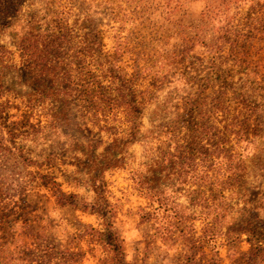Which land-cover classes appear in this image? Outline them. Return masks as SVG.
<instances>
[{
	"label": "rangeland",
	"instance_id": "obj_1",
	"mask_svg": "<svg viewBox=\"0 0 264 264\" xmlns=\"http://www.w3.org/2000/svg\"><path fill=\"white\" fill-rule=\"evenodd\" d=\"M13 1L0 17V264H116L115 243L125 264H264V0ZM32 16L69 30L59 72L25 69L14 33ZM87 82L151 92L139 127L161 123L159 139L125 137L129 97L118 115L110 101L95 114ZM209 115L217 153L244 160L240 182L221 190L218 173L198 183L166 170L162 203L149 204L132 169L170 149V135L183 149Z\"/></svg>",
	"mask_w": 264,
	"mask_h": 264
},
{
	"label": "trees",
	"instance_id": "obj_2",
	"mask_svg": "<svg viewBox=\"0 0 264 264\" xmlns=\"http://www.w3.org/2000/svg\"><path fill=\"white\" fill-rule=\"evenodd\" d=\"M1 1V0H0ZM12 4H16L13 0H8V5H4L3 2L0 4V17H7L9 15V9ZM15 10V8H13ZM18 10V9H17ZM61 17H46L45 21L40 23V19L30 17L24 28L16 31L15 44L16 49L19 52V56L24 61L25 69L27 71H39L45 75L54 74L58 62L64 60V49L65 46L70 42L69 30L64 28ZM56 19V20H55ZM71 34V33H70ZM85 57L92 56L90 49L85 48ZM9 54V50L3 44H0V62L4 61ZM61 71V70H60ZM85 74H90V70L83 69ZM64 72V71H63ZM58 80V81H57ZM57 83L54 84L57 90V97L64 94V73L56 79ZM88 82L83 85L87 93L84 98L90 104L95 105L98 109L94 113L97 114L98 110L102 111L105 109V105L108 101L115 104V108L118 109V105L122 102V99L129 97L128 105L129 108L125 114L130 118L131 124L126 127L125 137L128 139H159L162 134L161 123L154 124L152 127L147 128L143 131L140 130L138 116L141 113V105L151 99V92L143 94L142 97L132 91L131 93L122 94L121 91L115 93H109L104 88L92 89L87 88ZM217 96L214 97V103H216ZM220 100V98H219ZM217 107V106H216ZM191 110V109H190ZM121 112L118 110L114 111L113 114L118 115ZM29 114L25 113L23 118L29 120ZM217 117H211L204 121L201 125H196L188 129L182 139L185 141V145H176L177 135H170V149H162L160 144L157 146V154L155 157H151L146 162H141L140 165L143 167H134L131 171L132 179L134 180V189H136L140 196L150 197L149 204L154 202L161 204L162 191L159 192V183L156 176H160V173L168 171V174H175L179 179L183 175H189V177L196 178L197 182L203 181L205 177H210L215 173L221 175L219 180V188L224 190L234 187L241 180V170L244 166V160L234 154H223L219 155L217 152L221 151L219 145L221 143L218 131V120ZM55 118L52 117L51 121ZM246 124L250 125V119L246 120ZM118 128V127H117ZM122 128V127H120ZM117 155V154H116ZM119 156V155H118ZM117 156V157H118ZM123 162V157L119 156L114 160V163L118 164ZM151 174L153 181L147 180L146 173ZM214 180V179H212ZM210 181L215 183V181ZM153 182V183H151ZM105 184H102L104 186ZM59 194H64L58 189ZM59 196V195H58ZM155 196V197H152ZM57 198V197H56ZM195 200L209 201V196L196 195ZM215 198H211L213 200ZM59 200V197L58 199ZM174 201V199L172 200ZM142 209L141 207H139ZM142 216V215H140ZM143 217V216H142ZM111 224L109 225V227ZM214 246V244L212 245ZM112 251L115 253V263H124V254L121 246L115 243L112 247ZM60 258V257H59ZM64 264V257L63 259ZM49 262V261H47Z\"/></svg>",
	"mask_w": 264,
	"mask_h": 264
}]
</instances>
